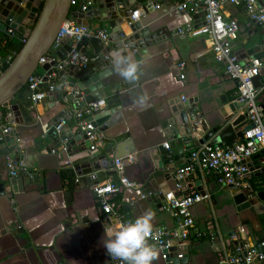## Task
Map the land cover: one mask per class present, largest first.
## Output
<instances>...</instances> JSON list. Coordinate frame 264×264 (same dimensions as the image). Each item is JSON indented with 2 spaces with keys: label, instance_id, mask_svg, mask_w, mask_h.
<instances>
[{
  "label": "crops",
  "instance_id": "1",
  "mask_svg": "<svg viewBox=\"0 0 264 264\" xmlns=\"http://www.w3.org/2000/svg\"><path fill=\"white\" fill-rule=\"evenodd\" d=\"M156 1V7L149 0H140L135 6L142 9L137 20L141 27L161 32L158 42L149 46L137 63V79H123L113 63L112 53L121 50L120 43L107 54L106 69L109 70L101 82L104 88L112 89V93L105 98L109 115L96 128L105 143L99 149V156L114 159L118 146L124 144L123 150L127 152L124 156L132 161L126 164L122 174L126 186L114 200L117 208L128 214L131 220L150 210L153 228L174 230L177 221L167 210L160 212L152 208L142 194L144 190L174 192L178 196L208 194L209 200L195 204L191 210L195 224L191 230L193 236L189 235L187 239L192 246L187 264H220L222 254L218 238L227 246L231 244V236L237 235L242 228L239 236L244 242L256 244L264 240V168L261 163L264 150L253 156V161H257L260 167H255L249 175L253 196L246 193L257 202L240 209L234 200L235 192L218 185L204 170L196 168L183 185H177L173 172L178 165L190 162L187 151L176 150L180 154H177L175 163L178 165L174 171L160 166L158 148L169 142L165 131L171 117V104L177 98L193 100L199 117L211 127L224 126L232 114L229 103L236 83L224 74V66L214 60L203 36L176 34L179 27L193 20L189 14L176 9L179 0ZM223 10L239 21L245 18L242 5L228 3ZM87 22L93 29L106 28L110 33L106 46L114 44L111 40L113 29L108 22L98 21L93 16ZM31 24L20 32L14 31L13 38L19 41L27 36ZM124 25L126 28L121 37L129 34L127 24ZM2 40L0 60L8 53H2L5 47ZM231 45L235 52L242 48L238 37ZM86 48L91 50L89 45ZM179 62L185 64L182 80ZM100 71L96 68V72ZM43 72L39 67L35 73ZM70 80L67 78L63 83L59 78V88L52 100L34 105L30 122L13 125V135L25 147L15 153L14 158L23 157L25 164L31 166H26L28 175L23 176V191H18L16 184V178L21 174L11 178L6 168L7 160L0 158V182L5 183V194L0 195V264H111L112 257L107 254L102 240L104 227L115 230L116 221L103 218L89 181L83 179L78 184L74 181L76 164L86 165L98 152H90L84 140L69 145L70 138L65 142L61 139L62 135L75 137L78 134L73 117L66 111L71 102L62 100L63 93H69L73 87ZM254 84L257 88L264 86V67ZM142 96L147 98L143 104L140 103ZM257 103L264 107V88L258 94ZM4 111L5 108L1 107L0 114ZM61 112V118L66 121L61 133L38 149V136L44 134V128L51 125ZM242 126L243 120L238 130ZM197 138L193 143L195 146L199 144ZM65 143L68 144L65 154L50 153L49 146L58 148ZM101 169L98 170L100 179L113 177ZM86 177L88 175L83 178ZM211 235L216 237L217 244L210 241ZM155 247L158 257L153 264H168L162 257V249Z\"/></svg>",
  "mask_w": 264,
  "mask_h": 264
},
{
  "label": "built area",
  "instance_id": "2",
  "mask_svg": "<svg viewBox=\"0 0 264 264\" xmlns=\"http://www.w3.org/2000/svg\"><path fill=\"white\" fill-rule=\"evenodd\" d=\"M92 1L71 0L72 11L85 12ZM228 3L244 6L246 18L264 23L263 0H183L175 4L176 9L179 12L189 14L192 18L194 16H197V18H193L191 22L179 27L176 34L191 37L203 36L205 38L214 60L224 66V74L236 83L232 99L234 102L242 104L240 108V114L243 116L242 129H248L236 140L221 144L205 141L195 146L191 137L183 138L182 147L184 151L188 152L190 162L175 169V178L178 182L177 185L181 186L180 181L186 180L198 168L210 174L221 187L233 191L242 190L253 196L249 182V168L245 160L264 150V107L257 103L258 94L264 86L257 88L254 84L255 78L259 76L260 70L264 67V56L259 58L249 56L240 59L235 54L231 43L237 39L244 27L237 17L233 18L223 10V7ZM141 10L139 7L131 11L129 23L138 20ZM198 24L200 25L198 26ZM14 36V31L9 29L2 40L3 42H1L2 46H6L7 41ZM90 37L99 38L104 46L110 41V33L106 28L93 29L88 25L78 24L71 17L63 21L50 50L38 61L39 65L49 64L51 73L48 74L47 71L42 74L34 73L28 79L33 106L43 101L52 100L54 93L59 88L58 72L64 68L76 67L79 71H84L90 65L100 64L97 67L99 70L106 69V63L109 59L107 55L99 53L89 56L78 48V45L83 43L82 41ZM26 38L27 36L22 37L19 41L24 43ZM62 39L70 42V51L61 60L57 56V51L61 48L60 41ZM15 54V51L10 50L0 60V73L4 70V66L12 61ZM184 66L183 62L178 63L181 80L185 77L183 73ZM45 83L47 84L46 87H42ZM70 88L69 93L64 92L62 95L64 102H68L67 95L73 96L70 107L66 108V111L73 117L78 133L85 135L91 143L89 151H98L100 147L105 146V143L101 140L94 123L97 115L107 111L106 100L99 99L87 102L83 97H79L80 93L77 89ZM14 124L12 112L5 108V111L0 114V138L4 134H13ZM65 124L64 118L59 119L53 125L54 133L59 135ZM46 133L47 129L45 127L44 134ZM18 141L19 139H16V142ZM163 147L168 149V143H164ZM67 151L68 144L65 143L58 148H52L50 153L60 156ZM101 161V159L98 160V162ZM131 161V158L125 156L114 158L112 165L101 169L107 174L111 171L115 172L113 177L109 176L106 179L99 178L98 170L85 174L92 181L90 189L103 214V218L116 221L117 228L122 223L131 221L128 214L117 208L118 205L114 200L116 194L126 186L122 174L126 164ZM261 163L264 168V155L261 157ZM6 168L11 178L27 170L23 157L11 159L7 162ZM74 174L76 184L85 176L84 174H77L76 171H74ZM206 200H209V195L204 192L184 196H178L174 192L165 194L166 204L175 216L177 227L174 230L153 228L148 242L161 248L162 252L173 245L179 248L177 242L187 240L195 224L191 214L192 207ZM241 230L242 228H239L238 234L231 236V244L227 246L224 245L221 238H218V245L221 246L222 254L220 264H254L255 261L264 264V240L258 241L256 244L244 242L239 236ZM209 239L213 244H217L214 235H211ZM162 257L166 260V254L162 253ZM111 264H123V262L112 258Z\"/></svg>",
  "mask_w": 264,
  "mask_h": 264
},
{
  "label": "water",
  "instance_id": "3",
  "mask_svg": "<svg viewBox=\"0 0 264 264\" xmlns=\"http://www.w3.org/2000/svg\"><path fill=\"white\" fill-rule=\"evenodd\" d=\"M264 1V0H263ZM140 0H93L88 5L85 12L72 11L71 0H0V41L8 33L9 29L12 31H22L24 27H27L32 22L27 38L23 43L21 49L15 54L12 61L6 68L0 73V108H8L14 117L16 124L23 122H30L32 120L30 116L31 110H33V102L31 101V90L29 89L28 79L37 71L40 67L42 70L51 73L49 64L39 65L38 61L41 57L48 53L50 50L57 33L61 27L63 21L68 18H74L78 24L88 25L87 19L89 17H95L98 21L108 22L110 28L113 29L111 40L114 42L112 46H104L102 41L96 37H90L82 41L83 43L78 45L81 52L92 54L107 55L110 50L116 48V44H121V50L127 55L129 52L132 54L136 63H139L141 56L147 52V48L152 44L158 42L161 35L160 30L150 31L147 27H141V25L134 21L129 23V16L131 11L135 10V6ZM151 4L156 7L158 5L156 0H149ZM245 11V7H244ZM193 18H197L194 16ZM127 24L129 34L123 35V29ZM240 24L243 25L244 30L239 33L238 40L241 42L242 48L235 52L240 59H244L249 56L262 57L264 56V23L256 20H250L248 18H242ZM200 24H198L199 26ZM89 26V25H88ZM61 48L57 51L59 59H64L67 53L70 51V42L66 39L60 41ZM86 45H89L91 50H87ZM108 64V63H106ZM100 64L93 67L90 65L84 71H79L76 67L64 68L58 72V77L63 83L67 82V78H70V83L73 88L79 91V97H83L85 101L91 102L94 100L105 99L110 96L112 89L102 86L101 80L106 76L107 70L104 69L100 72H96V68ZM139 68V67H138ZM257 78V77H256ZM255 78V79H256ZM46 80V79H45ZM255 81V80H254ZM46 83L42 87H46ZM73 96H68V101H72ZM228 103V100H225ZM229 108L231 109V116L228 117L226 125H217L211 127L208 122L199 117L194 108L193 100H183L177 98L175 102L171 104L170 112L171 117L166 123V134L168 142V149L159 147L158 155L161 160L160 166L167 170L174 171L177 159V153L182 152V139L185 137H191L192 141L198 139V143L202 144L205 141H211L213 143H225L232 142L241 137L243 132L248 128L238 130L239 123L243 120V116L239 114V110L242 104H238L231 98ZM63 112L52 122L51 125L46 126L47 133L38 136V143L36 147L41 148L43 143L54 140L57 136L54 133L53 125L58 122L62 117ZM109 115V111L104 112L101 115H97L94 123L95 128L103 122ZM64 130V129H63ZM1 137V135H0ZM71 139L69 145H72L76 141L84 140L85 146L89 149L91 143L87 140L85 135L78 133L75 137L72 134L62 135V140ZM22 142H16V138L13 134H4L0 138V158H5L7 162L15 157V153L21 152L24 149ZM50 149L51 146H49ZM124 144L118 146V152L116 157H122L127 152L123 150ZM94 155L93 160L86 165L81 163L76 164L74 171L77 174H87L91 171L99 170L100 168L108 167L112 165L113 159H107L106 156ZM189 157V154H188ZM30 157H28L29 160ZM102 160L98 162V160ZM190 161V160H189ZM249 168V173H252L255 167H260L257 161H253V157H248L245 160ZM186 164V163H185ZM178 165L177 167L183 166ZM27 168L31 167L26 165ZM109 175H114L115 172H108ZM28 175L27 170L21 173L16 178V184L18 191H23V176ZM175 176V171L173 172ZM89 181L90 185L92 181L89 178H81V180ZM185 182L180 181L183 185ZM176 183H178L176 181ZM5 183L0 182V195L5 194ZM234 190V200L242 208L244 205L255 204L257 200L253 197H248L246 192ZM142 194L145 196L150 206L160 212L167 210L173 215V212L169 209L165 201V194L161 191L151 192V190H144ZM11 196V193L9 192ZM115 222V221H114ZM190 236H193L191 231ZM177 246L173 245L168 250H163L166 254V262L168 264H187L188 254L191 249V242L189 240H183L177 242ZM181 256V257H179ZM254 264H259L257 261Z\"/></svg>",
  "mask_w": 264,
  "mask_h": 264
},
{
  "label": "clouds",
  "instance_id": "4",
  "mask_svg": "<svg viewBox=\"0 0 264 264\" xmlns=\"http://www.w3.org/2000/svg\"><path fill=\"white\" fill-rule=\"evenodd\" d=\"M113 63L119 75L129 81H135L138 76V64L129 53L116 50L112 53ZM140 98V103L146 101ZM153 231V213L148 210L131 221L122 223L113 230L104 227L103 246L107 254L123 262V264H153L158 257V249L148 242Z\"/></svg>",
  "mask_w": 264,
  "mask_h": 264
},
{
  "label": "trees",
  "instance_id": "5",
  "mask_svg": "<svg viewBox=\"0 0 264 264\" xmlns=\"http://www.w3.org/2000/svg\"><path fill=\"white\" fill-rule=\"evenodd\" d=\"M182 0H179L178 2H180ZM23 43L18 41V40H15V38H11L10 40L7 41V44L6 46L3 48L4 50L2 51L3 54H5L6 52L10 51V50H13L15 51L16 53L21 49ZM6 66H4V68H6Z\"/></svg>",
  "mask_w": 264,
  "mask_h": 264
},
{
  "label": "bare ground",
  "instance_id": "6",
  "mask_svg": "<svg viewBox=\"0 0 264 264\" xmlns=\"http://www.w3.org/2000/svg\"><path fill=\"white\" fill-rule=\"evenodd\" d=\"M126 28V27H125Z\"/></svg>",
  "mask_w": 264,
  "mask_h": 264
}]
</instances>
